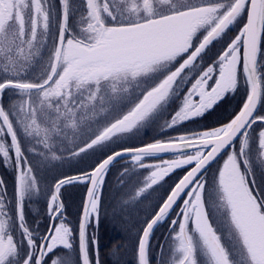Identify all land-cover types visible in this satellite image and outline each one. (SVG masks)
Returning <instances> with one entry per match:
<instances>
[{"label": "snow or ice", "instance_id": "6c2138e0", "mask_svg": "<svg viewBox=\"0 0 264 264\" xmlns=\"http://www.w3.org/2000/svg\"><path fill=\"white\" fill-rule=\"evenodd\" d=\"M241 89L225 120L187 127ZM177 100L152 142H128ZM120 161L122 187L147 172L128 200L164 190L137 264H264V0H0V164L13 174L11 193L0 178V264H102L95 228ZM75 185L71 219L62 189Z\"/></svg>", "mask_w": 264, "mask_h": 264}, {"label": "rangeland", "instance_id": "374dc122", "mask_svg": "<svg viewBox=\"0 0 264 264\" xmlns=\"http://www.w3.org/2000/svg\"><path fill=\"white\" fill-rule=\"evenodd\" d=\"M190 86V85H189ZM180 103L179 100L176 101L175 105L173 106V110L171 112L166 113L162 119V122L164 121V119H170V114H174V110L177 108V105ZM148 127V126H147ZM145 127L143 129H141L140 133L138 134V136L134 137L132 140L128 141L129 143H134V144H141V143H149L152 142L153 138L156 137L157 135L153 134L151 136H147L146 132L148 130H152V127ZM154 130H159L158 126H153ZM155 132V131H154ZM125 139L127 140V137H125ZM165 159H169L171 158L170 156H164ZM96 158H92L89 159L83 163L77 164L76 162H73L71 165L65 164L63 166V168L60 170L63 173H67V174H75L80 168H86L89 165L93 164L95 162ZM217 166V165H216ZM215 166V167H216ZM181 170H177L176 173H178ZM12 171L11 169L5 168L2 164H0V173L1 176L0 178H2V176L4 175H8L10 174ZM145 173H147L146 171L143 172V174L141 176H138L140 178L138 179H134L132 178L125 186H121V191L118 192H114V188L110 185L112 182L109 183V185L107 184L105 189L107 191V199L109 201V204L111 205H116L117 207H119L120 209L123 210H130L132 211V218L128 219V218H123L122 223H127L130 222L132 220H137L138 219V214L140 212H142L145 216L150 213L152 211V207L153 205L157 202V198L160 196L158 195V192H151L150 193H146L145 197L141 198L138 201H131L128 200V195L131 191V189L136 185L138 180H142L143 176L145 175ZM176 173H174L170 178H166L170 184V179L176 175ZM110 180H113V177L110 176ZM71 186H68L65 189H62V199L65 201L66 203V210L69 213L70 211L72 212H77L78 211V206L79 203L76 202L75 205H72L71 203ZM167 187V184L165 185V188ZM163 189H161L159 191L160 194H163ZM81 194V193H80ZM109 197V198H108ZM81 202V201H80ZM111 202V203H110ZM33 204V206L31 207V210L27 213V219L29 218L28 216L30 214L35 215V210L36 208H40L41 210H43L45 208V204L43 199H41L39 202H33L31 203ZM109 206H106L104 208L105 211H108ZM113 217L114 216H110V218L108 220H111V222H113ZM70 218V217H69ZM114 242V243H113ZM103 241L99 242V248L101 247V245L103 244ZM114 244V246H113ZM120 242L116 241L115 239H113L111 237V244L110 247L111 248H115L116 246H119L121 248V255L117 254L116 257L117 259H115L116 263H129V264H137V260H136V244L137 241H129L125 244H121L119 245ZM100 258H101V252H100ZM102 261V259H101Z\"/></svg>", "mask_w": 264, "mask_h": 264}, {"label": "trees", "instance_id": "16d2710c", "mask_svg": "<svg viewBox=\"0 0 264 264\" xmlns=\"http://www.w3.org/2000/svg\"><path fill=\"white\" fill-rule=\"evenodd\" d=\"M234 34H235V30L232 32H229L228 36L231 37ZM220 47H221V44H219V43L216 44L215 45V52H212V54L215 55V53L220 49ZM242 97H243V89H241V91L238 92L235 96H230L229 98H227L211 114H206V116L204 118L198 119L196 122L193 123V126L191 128H198V127H204V126H209V127L210 126H216L219 121L225 120L227 118V116L237 108L239 101L242 99ZM231 100L233 102H231ZM160 124H163L162 119H159L158 121H156L155 123H153L149 126H159ZM153 134L156 135L155 132ZM215 166L216 165L213 166V169L215 168ZM1 174L2 173H0V176H1ZM181 175H183V170L176 173V175L170 179V184ZM2 178L7 182L9 193H11L13 190V174H12V172L8 175H5V176L3 175ZM70 189H71V194H72L71 199H70L72 205H75L76 202H78L79 206H78L77 212L70 211L69 213L68 212L67 213L69 214V217L71 219H75L77 217V214H78L79 209H80V205H81L80 201H82V198L85 194L86 189L83 185L71 186ZM32 206H33V204H26V216H27V213L31 210ZM109 206L110 207H109L108 211H106V213H107L106 214V218H107L106 226H108L109 222H111V220H108L110 218V217H108V214H111L112 209H113L112 205H109ZM28 217H29L28 220L31 221L33 219L34 215L30 214ZM42 227H43V225H42ZM105 229H109V226L106 227ZM96 234H97V232H96ZM98 239H99V242L100 241L104 242L101 245V247L99 248V250L101 252L102 264H122V263H116L115 262V259H117L116 255L117 254L121 255L122 252H121V248L119 246H116L115 248L110 247L111 236H109L106 239H104L102 237H100ZM121 244H125V242H120L119 245H121ZM113 246H114V244H113ZM125 264H129V263H125Z\"/></svg>", "mask_w": 264, "mask_h": 264}, {"label": "flooded vegetation", "instance_id": "af4514ba", "mask_svg": "<svg viewBox=\"0 0 264 264\" xmlns=\"http://www.w3.org/2000/svg\"><path fill=\"white\" fill-rule=\"evenodd\" d=\"M234 30L235 29H233V31ZM212 52H215V47H212L210 49V51H208L207 56L205 57V61H204L205 64L209 63L211 58L214 57V54H212ZM187 87H190V86L187 85L186 88ZM186 88H185V91H186ZM231 102H233V101L231 100ZM174 105H175V103L171 105V107L168 109V112H171L174 109L173 108ZM192 126H193V123H189L187 125V127H190V128ZM150 127H152L153 129L152 130H148L146 132L147 133L146 135L147 136H151V135H153L154 131H155V133L157 135L159 130H154L153 126H150ZM220 162L222 163V161H220ZM123 163H125V162L124 161H120V163L115 164L112 167V169H111V171H110V173H109V175H108V177L106 179L105 187H106L107 184L109 185V183L112 182L110 187L111 186L113 188L115 187L114 190H113L114 192L121 191L120 184L117 183V178H118L119 171L121 170V166H122ZM145 175H147V173H145ZM110 176L113 177L112 181L110 180ZM133 178L134 179H138L140 177H133ZM168 184H169V182H168ZM167 187H168V185H167ZM107 194L108 193H107L106 189L104 188L103 209H102L101 216H100V223H99V226L95 228V231L97 232L98 238L102 237V238L106 239L109 236H111L113 239H115L118 242L127 243L129 241H137L138 229L141 226V223L145 219L146 216L142 212H140L138 214V219L137 220H135V218H134V220L124 224V223H122L123 218L131 219L133 217L132 216V211L123 210V209H120L119 207H117L116 205H114V206L112 205V208H113L112 209V213L108 214V217L114 216L113 217V222H109V225H108L109 229H105L108 226H106V221H107L106 214L107 213L104 210V208L106 206L111 205V204L108 203L109 201L106 198ZM158 195L161 196L163 194H160L159 191H158ZM167 227H168L167 224H165V225L159 227L156 230L155 236H154L153 241H152L153 245H155L157 243V241L160 240L162 238V236L166 234Z\"/></svg>", "mask_w": 264, "mask_h": 264}, {"label": "water", "instance_id": "95a60500", "mask_svg": "<svg viewBox=\"0 0 264 264\" xmlns=\"http://www.w3.org/2000/svg\"><path fill=\"white\" fill-rule=\"evenodd\" d=\"M165 156H168V155H165Z\"/></svg>", "mask_w": 264, "mask_h": 264}, {"label": "bare ground", "instance_id": "6f19581e", "mask_svg": "<svg viewBox=\"0 0 264 264\" xmlns=\"http://www.w3.org/2000/svg\"><path fill=\"white\" fill-rule=\"evenodd\" d=\"M214 165H215V164H214ZM214 165H213V166H214Z\"/></svg>", "mask_w": 264, "mask_h": 264}]
</instances>
